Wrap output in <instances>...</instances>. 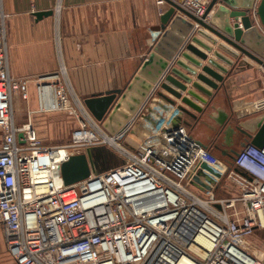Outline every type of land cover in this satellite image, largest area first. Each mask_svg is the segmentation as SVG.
I'll return each mask as SVG.
<instances>
[{"label":"built area","instance_id":"1","mask_svg":"<svg viewBox=\"0 0 264 264\" xmlns=\"http://www.w3.org/2000/svg\"><path fill=\"white\" fill-rule=\"evenodd\" d=\"M176 1L198 17L212 2ZM251 15L264 32L256 7ZM8 17L0 0V228L17 264H264V251L250 242L264 230V146L249 143L225 165L183 123L172 125L173 116L161 139L152 126L139 132L148 135L135 146L124 138L139 115L111 135L84 106L71 140L43 144L31 122H15L14 95L28 98L29 87L10 72ZM50 88L40 87L41 111L67 108L60 88L61 107L49 106ZM255 107L263 111L264 99ZM86 131L92 140L80 138ZM97 145L113 147L121 163L66 185L59 166ZM203 162L222 175L212 189L193 184Z\"/></svg>","mask_w":264,"mask_h":264},{"label":"crops","instance_id":"2","mask_svg":"<svg viewBox=\"0 0 264 264\" xmlns=\"http://www.w3.org/2000/svg\"><path fill=\"white\" fill-rule=\"evenodd\" d=\"M3 8L9 15L7 42L10 72L16 78L28 80L35 110L41 106L40 87L46 85L52 87L55 94L57 88L66 86L82 102L93 95L126 88L161 36L162 30L156 28L169 4H159L158 0H3ZM39 12L52 13L39 18ZM263 79L264 67L243 56L225 76L220 88L214 91L215 96L207 111L200 115L187 107L198 117L185 114L181 123L190 135L212 147L215 155L226 158L222 151L238 149L245 138L242 135L227 138L215 118L220 117V112L226 113L237 124L264 113V110L257 111L255 107L258 101L264 99ZM153 100L163 101L170 113L157 108ZM177 102L181 104L179 100ZM13 104L15 122L21 126L27 119L20 112V93L14 95ZM145 106L139 114L156 120V116L146 109L150 107L166 117L152 135L154 138L158 136L159 140L160 132L168 127L176 107L156 94L147 100ZM43 112L49 111L38 113L40 116L48 114ZM33 116L36 117L35 114ZM139 119L137 129L129 137V143L135 146L145 143L148 135L139 136V132L144 130L141 124L149 128L153 126ZM32 125L37 131L34 123ZM126 139L127 136L124 141L128 142ZM0 264H17L8 253L2 228Z\"/></svg>","mask_w":264,"mask_h":264},{"label":"water","instance_id":"3","mask_svg":"<svg viewBox=\"0 0 264 264\" xmlns=\"http://www.w3.org/2000/svg\"><path fill=\"white\" fill-rule=\"evenodd\" d=\"M164 1L169 8L161 14L160 25L156 28L162 30V34L128 86L87 97L83 101L111 135L123 132L142 112L153 94L176 107L171 124L178 126L185 114L198 117L187 107L200 115L207 111L215 96L214 91L220 88V83L224 82L225 76L240 58L246 56L264 67V32L251 15L256 7L264 27V0H212L202 17L196 16L176 0ZM51 13L39 12L37 16L40 18ZM153 102L163 112H170L163 101ZM146 109L156 116V120L145 114L142 119L159 127L164 116L153 108ZM215 120L227 138L236 135L245 138L238 149L222 151L226 157L222 159L225 165L231 166L239 151L249 143L264 146V113L234 124L233 117L220 112V117ZM141 127L151 130L145 124H141ZM22 136L20 133L19 137ZM194 139L203 147H208L202 140ZM102 153L113 156L105 146L88 147L85 152L71 155L59 166L64 183L72 185L87 179L92 172L99 174L109 170L110 165H98L97 159ZM213 177L221 178L222 175L203 162L193 184L201 189H212L209 183L215 182Z\"/></svg>","mask_w":264,"mask_h":264},{"label":"rangeland","instance_id":"4","mask_svg":"<svg viewBox=\"0 0 264 264\" xmlns=\"http://www.w3.org/2000/svg\"><path fill=\"white\" fill-rule=\"evenodd\" d=\"M60 90H63V92L66 93L67 97L69 98V102H67V108H64L62 110L43 112V113H48V114L41 115V116L38 113L41 110L38 107L35 108V110H34V108H33L34 106L32 107V103H31L32 102L31 101L32 95L30 93V87H29V91H28V98H24L22 96V94H20L21 102H22V105H21L22 108H21L20 112L23 114L25 119H27L26 123H28V122L34 123L35 127L37 128V131L34 129L35 132H37L36 136L39 140L42 141L43 144L58 145V144H64V143L68 142L69 140H71L74 130L76 128H78L80 125L78 115L83 117L81 112H80L81 111L80 108H82V106L86 107L84 105V102L79 101L78 99L75 100L76 97L73 95V93L70 91V89H68V87H66V86L60 87ZM73 110H75L77 114L74 113L75 111H73ZM14 111H15V107H14ZM33 112L36 115L35 118L33 116L34 115ZM89 113H90V111H89ZM142 116H143L142 114H139V116L135 120L136 123H134L130 132L126 135L127 136L126 140L128 142H130L129 137L132 136L133 130L137 129V124L139 123V120H140L139 117L142 118ZM92 117L98 123L99 127L104 132H107L105 130V128L103 127L102 122L97 120L93 115H92ZM0 143H1V131H0ZM98 146L99 145L92 146V147H98ZM105 147H106V149H108V151L113 156L111 157L109 155H105L104 153H102L100 155V159H97L98 165H100V166L110 165L111 167L119 165L122 160H121V157L117 154L116 150L111 146H105ZM106 154H108V153H106ZM102 160H104V162ZM223 183L227 184V185H225V188H228V190L232 191L231 190V187H232L231 183L229 184L228 182H225L224 180H223ZM232 194H234V192H232ZM250 242H252L257 247H259L262 251H264V230L257 231L252 236V238H250ZM6 248H7V246H6Z\"/></svg>","mask_w":264,"mask_h":264},{"label":"bare ground","instance_id":"5","mask_svg":"<svg viewBox=\"0 0 264 264\" xmlns=\"http://www.w3.org/2000/svg\"><path fill=\"white\" fill-rule=\"evenodd\" d=\"M49 93L51 94L52 93V96H51V98H50V100L49 101H47V103L49 104V106H54V107H61V103L57 100V95L55 94V92H54V90H53V88L51 89H49ZM170 112H168L167 114H169ZM173 116V115H172ZM165 118L166 117H164V121H165ZM154 127H156V126H154ZM94 136H95V134L93 133V132H91V131H86L85 133H83L82 134V136H80V138L81 139H85V140H88V141H90V140H92L93 138H94ZM111 139V138H110ZM108 141H110V142H113L112 141V139L111 140H108ZM188 246H189V248H191L192 250H196V247H195V243H191V242H189L188 244H187ZM204 255V254H203ZM184 264H187V263H184Z\"/></svg>","mask_w":264,"mask_h":264},{"label":"trees","instance_id":"6","mask_svg":"<svg viewBox=\"0 0 264 264\" xmlns=\"http://www.w3.org/2000/svg\"><path fill=\"white\" fill-rule=\"evenodd\" d=\"M117 165V164H116Z\"/></svg>","mask_w":264,"mask_h":264}]
</instances>
